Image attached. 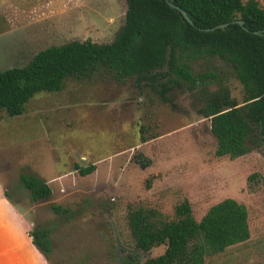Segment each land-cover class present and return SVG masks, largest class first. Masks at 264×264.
Wrapping results in <instances>:
<instances>
[{"label": "rangeland", "instance_id": "obj_1", "mask_svg": "<svg viewBox=\"0 0 264 264\" xmlns=\"http://www.w3.org/2000/svg\"><path fill=\"white\" fill-rule=\"evenodd\" d=\"M127 8V0H0V69L23 66L51 45L112 42ZM189 64L195 75L215 76L195 89L183 81L168 100L136 78L118 81L101 71L69 78L61 91L37 93L22 115L0 112V189L29 221L18 219L14 231L8 228L9 242L20 244L11 256L30 251L22 247L25 228L30 234L52 226L50 264L144 262L166 246H136L128 226L131 207L156 209L169 220L188 200L201 220L231 197L248 209L251 238L209 255L207 264H264V145L237 158L218 156L211 118L200 112L224 86L242 104L243 85L221 58ZM78 164L96 169L82 175ZM21 174L46 179L52 197L34 201ZM52 203L68 213L56 214Z\"/></svg>", "mask_w": 264, "mask_h": 264}, {"label": "trees", "instance_id": "obj_2", "mask_svg": "<svg viewBox=\"0 0 264 264\" xmlns=\"http://www.w3.org/2000/svg\"><path fill=\"white\" fill-rule=\"evenodd\" d=\"M173 2L188 11L193 23L168 0H127L125 24L112 42L51 45L23 66L0 69V112L22 115L37 93L61 91L67 79L90 78L101 71L118 81L136 78L168 100V92L183 81L195 89L215 76L195 75L189 64L210 56L231 63L244 88L242 104L224 86L200 109L211 118L216 154L237 158L251 152L252 145H264V7L258 0ZM224 23L225 28L205 30ZM77 169L87 175L96 166L78 164ZM20 182L34 201L52 197L51 185L36 174H21ZM50 207L58 215L68 213L61 204ZM128 226L139 249L166 248L144 262L128 259L125 264H207L209 255L251 238L248 209L231 197L212 205L201 220L188 200L176 206V216L169 220L156 209L131 207ZM53 231L52 226H39L30 233L50 263Z\"/></svg>", "mask_w": 264, "mask_h": 264}, {"label": "crops", "instance_id": "obj_3", "mask_svg": "<svg viewBox=\"0 0 264 264\" xmlns=\"http://www.w3.org/2000/svg\"><path fill=\"white\" fill-rule=\"evenodd\" d=\"M27 230L25 228L26 240L22 242V247L25 244L30 248V251L23 249L17 255L11 256L12 249L19 247L20 244L12 246L9 242L10 237H8L10 230L8 227L0 225V264H50L46 256L35 246L32 236ZM7 238L8 240H6Z\"/></svg>", "mask_w": 264, "mask_h": 264}, {"label": "clouds", "instance_id": "obj_4", "mask_svg": "<svg viewBox=\"0 0 264 264\" xmlns=\"http://www.w3.org/2000/svg\"><path fill=\"white\" fill-rule=\"evenodd\" d=\"M18 219H23L28 223V218L24 210L18 208L12 203L0 189V225L8 227L10 230H15V222Z\"/></svg>", "mask_w": 264, "mask_h": 264}, {"label": "water", "instance_id": "obj_5", "mask_svg": "<svg viewBox=\"0 0 264 264\" xmlns=\"http://www.w3.org/2000/svg\"><path fill=\"white\" fill-rule=\"evenodd\" d=\"M170 5L173 7V8H176L182 15L185 19H187L190 23H193V20L192 18L190 17V15L188 14V11L185 10L184 8H182L181 6L175 4L173 2V0H168ZM236 22L240 23L241 25H244V20H236ZM228 25V23H224V24H220V25H217V26H214V27H211V28H205V30H215L217 28H225L226 26ZM256 33H259V31H255Z\"/></svg>", "mask_w": 264, "mask_h": 264}]
</instances>
